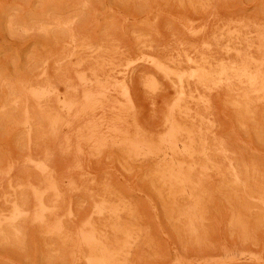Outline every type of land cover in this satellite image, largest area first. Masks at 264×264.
Wrapping results in <instances>:
<instances>
[{"label":"rangeland","instance_id":"obj_1","mask_svg":"<svg viewBox=\"0 0 264 264\" xmlns=\"http://www.w3.org/2000/svg\"><path fill=\"white\" fill-rule=\"evenodd\" d=\"M119 262L264 264V0H0V264Z\"/></svg>","mask_w":264,"mask_h":264},{"label":"bare ground","instance_id":"obj_2","mask_svg":"<svg viewBox=\"0 0 264 264\" xmlns=\"http://www.w3.org/2000/svg\"><path fill=\"white\" fill-rule=\"evenodd\" d=\"M202 28H203V27H202ZM101 48H102V47H101ZM99 53H100V52H99ZM71 54H72V53H71ZM98 55H99V54H98ZM148 57H149V56H148ZM187 60H188V59H187ZM119 62H120V61H119ZM153 62H154V61H153ZM189 63H190V62H189ZM76 64H77V63H76ZM152 64H153V63H152ZM154 65H155L158 69H161V70H159V72H160V71H162V72L167 71V70H165V69H167L166 66H165V67H166V68H165L163 65H161L160 63H157L156 61L154 62ZM102 66H103V65H102ZM193 66H194V65H193ZM157 68H156V69H157ZM164 68H165V69H164ZM203 69H204V68H203ZM164 70H165V71H164ZM168 72H169V71H168ZM168 72H167L165 75L169 74ZM171 72H172V71H171ZM75 73H76V72H75ZM97 73H98V71H96V75H97ZM160 73H161V72H160ZM175 73H176V72H175ZM175 73L173 72V74H175ZM170 74H171V73H170ZM197 74H198V73H197ZM131 75H132V74H131ZM175 75H177L178 77L181 76V75H178V74H175ZM175 75H174V76H175ZM192 75H193V74H192ZM192 75H191V77H192ZM198 75H199V74H198ZM121 76H122V75H121ZM167 76H169V75H167ZM170 76H171V75H170ZM170 76H169V77H170ZM174 76H173V77H174ZM193 76H194V75H193ZM94 77H95V76H94ZM99 77H100V76H99ZM165 77H166V76H165ZM169 77H168V80H170V78H171V77H170V78H169ZM181 77H182V76H181ZM191 77H190V78H191ZM195 77H197V76L195 75ZM176 78H177V77H176ZM179 78H180V77H179ZM204 78H205V77H204ZM251 78H252V76H251ZM254 78H255V77H254ZM254 78L252 79L253 81H254ZM74 79H75V78H74ZM180 79H181V78H180ZM197 79H198V77H197ZM199 79H200V78H199ZM255 79H256V78H255ZM257 79H258V78H257ZM183 80H184V79H183ZM183 80H182V81H183ZM194 80H195V78H194ZM205 80H206V79H205ZM205 80H204V81H205ZM252 80H251V81H252ZM182 81H179V82H181V84H182V83H183ZM192 81H193V80H192ZM201 81L203 82V80H201ZM222 81H223V80H222ZM90 82H91V80H90ZM187 82H188V81H187ZM196 82H197V81H196ZM202 82H201V83H202ZM255 82H256V81H255ZM60 83H61V82H60ZM99 83H100V82H99ZM132 83H133V82H132ZM198 83H200V81H198ZM201 83H200V84H201ZM251 83H252V82H251ZM253 83H254V82H253ZM92 84H95V83H92ZM92 84H91V85H92ZM96 84H97V83H96ZM181 84H180V86L182 87L183 85H181ZM98 85L101 86V84H97V86H98ZM113 85H115V84H113ZM113 85H112V86H113ZM50 86H51V85H50ZM92 86H93V85H92ZM92 86H91V87H92ZM99 86H98L97 88H99ZM108 86H110V85L108 84ZM115 86H118V85H115ZM184 86H185V85H184ZM77 87H78V86H77ZM79 87H80V86H79ZM87 87H88V86H87ZM101 87H103V85H102ZM101 87H100V88H101ZM93 88H96V87H93ZM93 88H92V91H91L92 93H93V91H94ZM104 88H106V87L104 86ZM108 88H109V87H108ZM110 88H111V87H110ZM122 88H123V87H122ZM53 89H54V88H53ZM56 89H57V88H56ZM77 89H78V88H77ZM81 89H82V88H81ZM102 89H103V88H102ZM102 89H101V91H103ZM111 89L113 90V89H115V87H114V88L112 87ZM182 89H184V88L182 87ZM66 90H67V89H66ZM75 90H76V89H74V92H73L74 94H76V91H75ZM84 90H85V89H84ZM90 90H91V89H89V91H90ZM119 90H120V89H119ZM184 90H185V89H184ZM57 91H58V90H57ZM57 91H56V92H57ZM99 91H100V90H99ZM101 91H100V94H101ZM110 91H111V90H109V92H110ZM177 91H178V90H177ZM54 92H55V91H54ZM70 92H71V91H70ZM106 92H107V90H106ZM106 92H105V93H106ZM111 92H112V91H111ZM181 92H182V90H181ZM184 92H185V91H184ZM184 92H183V93H184ZM57 93L61 94L60 92H57ZM67 93H68V92H67ZM87 93H88V92H87ZM87 93H86V94H87ZM89 93H90V92H89ZM96 93H97V92H95L94 94H96ZM98 93H99V92H98ZM105 93L102 92V94H104V95H105ZM107 93H108V92H107ZM121 93H122V92H121ZM48 94H49V93H48ZM53 94H54V93H53ZM74 94H73V95H74ZM111 94H112V93H111ZM191 94H192V93H191ZM76 95H78V93H77ZM76 95H75V96H76ZM89 95H91V94H89ZM119 95L122 97V98H121L122 102H120V101L117 100L118 97H119ZM66 96L68 97V95H66ZM69 96H71V95H69ZM75 96H74V97H75ZM78 96H79V95H78ZM87 96H88V95H87ZM100 96H101V95H100ZM108 96H109V98H110L111 95H108ZM181 96L183 97V94H182ZM190 96H191V95H190ZM98 97H99V96H98ZM118 97H117V99H116L117 102H115V103H113V102H114L113 100H112V101H113L112 103H109V102H110V99L108 98V99H109V102H107V103H108L109 105L106 103V104L108 105V106H107V111H108V112H111V113H112V110H114V111H120V110H121L120 113H122L123 111L125 112V110H123V109H126V107H128V108H132V109H133V106H134V105H133V101H132V97H131V93H130V91L128 92V90L124 89L122 95L118 93ZM182 97H181V98H182ZM193 97H194V96H193ZM52 98H53V97H51V99H52ZM55 98H56V97H55ZM57 98H58V97H57ZM179 98H180V96H179ZM179 98H177V99H179ZM183 98H184V97H183ZM187 98H188V96H187ZM189 98H191V97H189ZM74 99L76 100V98H74ZM84 99H85V98H84ZM111 99H112V98H111ZM184 99H186V98H184ZM192 99H193V98H192ZM49 100H50V99H49ZM58 100H59V98L57 99V101H58ZM71 100H72V98L69 100V102H70ZM89 100H92V99H89ZM98 100H100V99H98ZM198 100H201V98L198 99ZM50 101H51V100H50ZM66 101H68V99H67ZM72 101H73V100H72ZM78 101H79V100H78ZM78 101H77V102H78ZM101 101H102V100H100V102H101ZM176 101H177V100H176ZM190 101H193V100H190ZM60 102H61V101H60ZM80 102H81V101H80ZM89 102H90V101H89ZM98 102H99V101H98ZM100 102H99V103H100ZM177 102H179V101H177ZM177 102H175V103L177 104ZM182 102H183V101H181V104H182ZM194 102H195V101H194ZM198 102H199V101H198ZM198 102H197V103H198ZM200 102H201V101H200ZM202 102L204 103V101H202ZM46 103H47V102H46ZM58 103H59V102H58ZM66 103H67V102H66ZM82 103L84 104V101H83ZM82 103H81V104H82ZM87 103H88V102H87ZM40 104H41V103H40ZM48 104H50V102H49ZM61 104H62V103H61ZM61 104H60V105H61ZM76 104L79 105V104L76 103V102H75V104L73 103L72 105H76ZM85 104H86V102H85ZM89 104H90V103H89ZM100 104H101V103H100ZM176 104H175V105H176ZM179 104H180V102H179ZM184 104H185V103H184ZM44 105H46V104H44ZM44 105H43V106H44ZM68 105H69V104H68ZM103 105H104V103H103ZM43 106H42V107H43ZM49 106H50V105H49ZM49 106H48V107H49ZM39 107H40V106H39ZM70 107H71V106H70ZM73 107H74V106H73ZM76 107H77V106H76ZM76 107H75V109H76ZM80 107H82V105H80V106L78 107L79 110H80ZM85 107L87 108V106H85ZM89 107H91V106L89 105ZM105 107H106V106H104V108H105ZM173 107H176V106H174V104H173ZM187 107H188V106H187ZM43 108H46V107H43ZM50 108H51V107H50ZM82 108H83V107H82ZM86 108H85V109H86ZM94 108H96V107H94ZM94 108H93V105H92V109H93V111H95ZM102 108H103V106H102ZM102 108H101V109H102ZM178 108L180 109V107H178ZM184 108H186V106L183 107L182 109H184ZM40 109H41V108H40ZM40 109H39V110H40ZM47 109H48V108H47ZM47 109H46V110H47ZM105 109H106V108H105ZM173 109H174V108H172V110H173ZM182 109H180V110H182ZM187 109H188V108H187ZM43 110H45V109H43ZM46 110H45V111H46ZM68 110H69V107H68ZM77 110H78V109H77ZM81 110H82V109H81ZM88 110H90V109H87V113L90 112V111L88 112ZM102 110H103V112H104V109H102ZM122 110H123V111H122ZM175 110H176V109H175ZM190 110H191V109H190ZM72 111H73V113H74V110H72ZM72 111H71V113H72ZM176 111H178V110H176ZM176 111H175V114H176ZM187 111H188L189 114H191L189 110H187ZM75 112H76V111H75ZM80 112H81V111H80ZM82 112L85 113V110L82 111ZM98 112H99V111H98ZM133 112H134V111H133ZM191 112H193V110H192ZM42 113H43L44 116L46 115V114L44 113V111H43ZM46 113L49 114V113H52V112H49V113L46 112ZM71 113H70V114H71ZM73 113H72V114H73ZM78 113H79V111H78ZM90 113H92V111H91ZM101 113H102V111H101ZM111 113H110V114H111ZM173 113H174V112H173ZM185 113H186V111H185ZM185 113H184V114H185ZM188 113H186V114H188ZM70 114H69V115H70ZM79 114H80V113H79ZM79 114L77 115V113H76V114H75V117H76V115H77L78 117H80ZM81 114H82V113H81ZM81 114H80V115H81ZM95 114L98 115V114H100V112H99V113L96 112ZM103 114H105V113H103ZM115 114H117V113L115 112ZM118 114H119V113H118ZM118 114H117V115H118ZM123 114H124V113H123ZM130 114H132V113H130ZM179 114H181L180 111H179L178 115H179ZM26 115H27V114H26ZM43 115H42V116H43ZM58 115H59V114L57 113V116H58ZM97 115H96V116H97ZM108 115H109V114H108ZM111 115H112V114H111ZM113 115H114V114H113ZM181 115H183V113H182ZM191 115H192V114H191ZM28 116H29V114L27 115V118H26V119H28ZM44 116H43V118H44ZM49 116H50V115H49ZM49 116H48V117L46 116V117L49 118ZM51 116H52V115H51ZM54 116H55V115H53V117H54ZM104 116H105V115H104ZM118 116H119V115H118ZM136 116H137V115H136ZM185 116H186V115H185ZM38 117H39V116H38ZM58 117H59V116H58ZM61 117H62V116H61ZM61 117H60V118H61ZM68 117H69V116H68ZM73 117H74V116H72L71 119H72ZM78 117H77V118H78ZM81 117H82V116H81ZM83 117H84V115H83ZM88 117L90 118L91 116L88 115ZM92 117H93V115H92ZM99 117H100V116H99ZM106 117H107V116H106ZM108 117H109V116H108ZM112 117L115 118V115L112 116ZM112 117H111V118H112ZM116 117H117V116H116ZM172 117H173V116H171V118H172ZM180 117H181V116H180ZM195 117H196V116H195ZM47 118H45V120H46ZM51 118H52V117H51ZM54 118H55V117H54ZM56 118H57V117H56ZM103 118H104V117H103ZM103 118H102V119H103ZM176 118H177V117H176ZM182 118H183V117H182ZM188 118H189V117H188ZM188 118H185V119H188ZM190 118H191V117H190ZM193 118H194V117H193ZM197 118H199V116H198ZM197 118H196V119H197ZM29 119H30V118H29ZM57 119H59V118H57ZM78 119H79V118H78ZM78 119H77V120H78ZM81 119H82V118H81ZM85 119L87 120L86 117H85ZM85 119H83V122H85ZM134 119H136V118H134ZM169 119H170V118H169ZM177 119H178V118H177ZM191 119H192V118H191ZM53 120H54V119H53ZM74 120H75V119H74ZM74 120L72 119V121H74ZM88 120H89V119H88ZM109 120H110V119H109ZM111 120H112V119H111ZM130 120H131V119H129V114H126V112H125V115H121V116L117 119V121H116L115 124H116L117 128L120 129V130L122 131V130L128 128V124H129L128 122H129ZM170 120H171V119H170ZM170 120H169V121H170ZM48 121H49V120H47V122H48ZM55 121H56V119H55ZM63 121H64V120H63ZM78 121H79L80 123L82 122L81 120H78ZM92 121H93V120H92ZM92 121H89V122H92ZM136 121H137V120H136ZM136 121H134V122H136ZM167 121H168V120H167ZM174 121H175V119H174ZM180 121H181V120H180ZM182 121H183V120H182ZM184 121H186V120H184ZM184 121H183V122H184ZM195 121H197V120H195ZM27 122H28V121H27ZM29 122H30V121H29ZM50 122H51V121H49V123H50ZM59 122H60V121H59ZM59 122H58V123H59ZM68 122H70V121H68ZM87 122H88V121H87ZM89 122H88V123H89ZM101 122H102V121H101ZM105 122H106V121H105ZM111 122H112V121H111ZM114 122H115V121H114ZM172 122H173V121H172ZM183 122H182V123H183ZM53 123H54V122H53ZM53 123L51 122L50 124L53 125ZM62 123H63V122H62ZM62 123H61V124H62ZM64 123H65V122H64ZM64 123H63V124H64ZM71 123H72V122H71ZM76 123H77V122H76ZM76 123H75V124H76ZM132 123H133V122H132ZM132 123H131V124H132ZM167 123H168V122H167ZM178 123H179V122H178ZM182 123H181V124H182ZM55 124H57V123H55ZM63 124H62V125H63ZM72 124L75 125L74 123H72ZM72 124H71L70 126H73ZM77 124H78V123H77ZM84 124H85V123H84ZM107 124H108V123H107ZM111 124H112V123H111ZM179 124H180V123H179ZM181 124H180V125H181ZM189 124H190V123H189ZM87 125H88V124H87ZM134 125H135V123H134ZM136 125H137V123H136ZM53 126H54V125H53ZM59 126H61V125H59ZM79 126H80V125H79ZM81 126H82V125H81ZM107 126H108V125H107ZM112 126H113V124H112ZM174 126H175V123H174ZM174 126H173V127H174ZM185 126H186V125H185ZM185 126H184V127H185ZM192 126H193V125H192ZM195 126H196V124H195ZM195 126H193V127L195 128ZM198 126H199V125H198ZM198 126H197V127H198ZM57 127H58V124H57ZM84 127H88V126L85 125ZM114 127H115V125H114ZM129 127H130V126H129ZM134 127H135V126H134ZM171 127H172V126H171ZM177 127H178V126H177ZM179 127H182V126H179ZM179 127H178V128H179ZM109 128H110V127H109ZM81 129H83V128H81ZM81 129H80V130H81ZM89 129H90V128H89ZM132 129H134V128H131V130H132ZM135 129H136V128H135ZM137 129H138V128H137ZM179 129H180V128H179ZM184 129H185V128H184ZM189 129H190V128H189ZM86 130H87V129H86ZM114 130H115V129H114ZM120 130H119V131H120ZM128 130L130 131V129H128ZM173 130L175 131L174 128H172V132H173ZM185 130H186V129H185ZM187 130H188V129H187ZM110 131H111V130H110ZM191 131H192V130H191ZM193 131H194V130H193ZM81 132H82V130H81ZM89 132H91V130H88V133H89ZM123 132H124V131H123ZM123 132H121V133H123ZM175 132L178 133L177 130H176ZM179 132H182V130L180 129ZM184 132H185V131H184ZM188 132H190V131H188ZM88 133H87V134H88ZM112 133H114V132H112ZM125 133H126V132H125ZM130 133L132 134V131H131ZM134 133H136V131H135V132L133 131V134H134ZM190 133H191V132H190ZM193 133H194V132H193ZM200 133H201V132H200ZM83 134L85 135V131L83 132ZM83 134H82V135H83ZM90 134L93 135L92 132H91ZM110 134H111V133H110ZM180 134H182V133H180ZM30 135H31V134H30ZM111 135H113V134H111ZM120 135H122V134H120ZM123 135H124V134H123ZM134 135H135V134H134ZM134 135H133V136H134ZM176 135H177V134H176ZM186 135H187V134H186ZM188 135H190V134H188ZM200 135H201V134H200ZM86 136H87V135H86ZM125 136H126V135H125ZM138 136H139V135H138ZM167 136H168V133H167ZM167 136H166V137H167ZM170 136H171V134L169 135V137H170ZM172 136H173V135H172ZM172 136H171V138H172ZM178 136H179V135H178ZM178 136H176V137L178 138ZM191 136H192V135H191ZM195 136H196V134H195ZM30 137H31V136H30ZM34 137H35V136H34ZM117 137H118V136H117ZM85 138H86V137H85ZM111 138H113V137L111 136ZM135 138H136V137H135ZM173 138H175V137L173 136ZM180 138H181V137H180ZM182 138H184V136H182ZM190 138H191V137H190ZM132 139H133V138H132ZM145 139H146V138H145ZM199 139H200V137H199ZM128 140H129V138H128ZM134 140H136V139H134ZM134 140H133V141H134ZM140 140H142V139H140ZM172 140H173V139H172ZM178 140H179V139H178ZM181 140H182V139H181ZM194 140H195V139H193V143H194ZM203 140H204V139H203ZM112 141H114V140H112ZM144 141H145V140H144ZM149 141H150V140H149ZM118 142H119V141H118ZM127 142H128V141H127ZM141 142H142V141H141ZM141 142H140V143H141ZM166 142H167V140H166ZM170 142H171V141H170ZM176 142H177V141H176ZM179 142H180V141H179ZM179 142H178V143H179ZM181 142H182V141H181ZM200 142H201V141H200ZM122 143H123V142H122ZM151 143H152V142H151ZM164 143H165V142H164ZM172 143H173V142H172ZM186 143L189 144V140H188V142L186 141ZM193 143H192V144H193ZM197 143H198V142H197ZM203 143H204V142H203ZM114 144H116V143H114ZM132 144H133V142H132ZM145 144H146V142H145ZM145 144H144V142H143V145H145ZM157 144H158V143H157ZM190 144H191V143H190ZM198 144H199V143H198ZM201 144H202V143H201ZM201 144H200V145H201ZM136 145H138V144H135V146H136ZM149 145H151V144H149ZM169 145H170V144H169ZM176 145H177V144H176ZM181 145H182V144H181ZM185 145H186V144H185ZM195 145H196V144H195ZM132 146H133V145H132ZM147 146H148V145H147ZM192 146H194V145H192ZM196 146H197V145H196ZM203 146H204V145H203ZM205 146H206V145H205ZM205 146H204V147H205ZM149 147H152V146H149ZM149 147H148V149H150ZM154 147H155V146H154ZM172 147H174V145H172ZM199 147H200V146H199ZM204 147H203V148H204ZM155 148H156V147H155ZM155 148H154V149H155ZM157 148H158V147H157ZM126 149H128V148L126 147ZM129 149H130V148H129ZM133 149H136V148H131V150H133ZM158 149H159V148H158ZM204 149H205V148H204ZM206 149H207V148H206ZM206 149H205V150H206ZM124 150H125V149H124ZM124 150H123V152H124ZM218 150H219V149H218ZM125 151H126L125 154H127V153L129 152V151L127 152V150H125ZM135 151H136V150H135ZM142 151H143V149H142ZM173 151H174V150H173ZM183 151H184V150H183ZM132 152H134V151H132ZM170 152H172L171 149H170ZM204 152H205V151H204ZM207 152H208V151H207ZM221 152H222V151H221ZM142 153H143V152H142ZM148 153H149V152H148ZM164 153H165V152H164ZM177 153H178V152H177ZM197 153H198V152H197ZM133 154H134V153H133ZM133 154H132L131 156H133ZM151 154H152V152H151ZM171 154H172V153H171ZM179 154H180V153H179ZM179 154H178V155H179ZM186 154H187V153H186ZM189 155H190V154H189ZM128 156H129V158H130V155H128ZM147 156H148V155H147ZM171 156H172V155H171ZM175 156H176V155H175ZM185 156H186V155H185ZM187 156H188V155H187ZM200 156L202 157V156H204V154H203V155H200ZM200 156H198V157H200ZM205 156H206V155H205ZM207 156H208V155H207ZM149 157H150V155H149ZM164 157H165V156H164ZM131 158H132V157H131ZM165 158H166V157H165ZM165 158H164V159H165ZM172 158H173V157H172ZM178 158H179V157H178ZM183 158H184V156H183ZM183 158H182V159H183ZM186 158H187V157H186ZM186 158H185V159H186ZM189 158H190V156H189ZM169 159H170V158H169ZM173 159H174V158H173ZM192 160H193V159H192ZM185 161H186V160H185ZM182 162H183V161H182ZM186 162H187V161H186ZM195 162H196V161H195ZM186 164H187V163H186ZM10 165H11V164H10ZM29 165H30V164H29ZM27 167H28V166H27ZM176 167H177V166H176ZM184 167H185V166H184ZM179 168H180V166H179ZM172 169H173V168H172ZM182 169H184V168H183V165H182ZM169 170H170V169H169ZM170 171H171V170H170ZM178 171H180V170H178ZM183 171H184V170H183ZM173 172H174V171H173ZM174 173H175V172H174ZM179 174H180V172H179ZM187 174H188V173H187ZM176 175H177V174H176ZM181 175H182V173H181L179 176H181ZM189 175H190V174H189ZM8 176H9V175H8ZM182 177H183V175H182ZM190 177H191V176H190ZM167 179H168V178H167ZM184 179H185V178H184ZM189 179H190V178H189ZM16 180H17V179H16ZM163 180H164V178H163ZM165 180H166V179H165ZM165 180H164V181H165ZM182 180H183V179H182ZM164 181H163V182H164ZM171 181H172V180H171ZM173 181H174V180H173ZM184 181H186V179L183 180V183H185ZM178 182H179V181H178ZM171 183H172V182H170V184H171ZM173 183H174V182H173ZM173 183H172V184H173ZM183 183H182V184H183ZM188 183H189V181H188ZM170 184H169V185H170ZM177 184H178V183L176 182L175 185H177ZM179 184H180V183H179ZM167 185H168V184H167ZM183 185H185V184H183ZM183 185H182V186H183ZM58 187H59V186H58ZM37 196H39V195H37ZM39 197H40V196H39ZM23 202H24V201H23ZM24 204H25V203H24ZM42 205H43V204H42ZM44 206H45V205H44ZM46 211H47V209H46ZM19 212H21V211H19ZM111 213H112V212H111ZM5 214H6V213H5ZM22 214H25V212L22 213ZM22 214H21V213H20V214L18 213V215H22ZM41 214H42V213H41ZM45 214H46V213H44V216H45ZM25 215H26V214H25ZM39 215H40V214H39ZM112 215H113V214H111V216H112ZM9 216H10V215H9ZM15 216H16V215H15ZM22 216H24V215H22ZM38 217H40V216H38ZM41 222H42V221H41ZM45 222H46V221H45ZM43 223H44V222H43ZM93 225H94V224H93ZM96 226H97V225H96ZM93 227H94V226H93ZM119 227H120V226H119ZM115 228H116V226H115ZM119 231H120V230H119ZM84 232H87V231H84ZM93 232H94V231H93ZM93 232H92V233H93ZM113 232H115V231H113ZM88 233H89V232H88ZM116 233H117V232H116ZM93 234H94V233H93ZM96 234H97V233H96ZM96 234H95V235H96ZM83 235H84V233H83ZM95 235H92V236H95ZM99 235H100V234H99ZM86 236H87V235H86ZM92 236H91V237H92ZM96 236H97V235H96ZM100 236H101V235H100ZM88 237H89V236H88ZM117 237H118V236H117ZM95 238H97V237H95ZM95 238L93 239V237H92V240H90L89 242H90V243H93V242H91V241H94ZM86 239H87V241H88V238H86ZM99 239H100V238H99ZM97 240H98V239H97ZM97 240L94 241V242H97ZM103 241H104V240H103ZM89 242H88V243H89ZM105 242L108 243V241H105ZM105 242H103V243H105ZM98 243H99V242H98ZM109 243H110V242H109ZM117 243H118V242H117ZM95 244H96V243H95ZM105 244H106V243H105ZM105 244H104V246H105V249H106V248H107V244H106V245H105ZM112 244H113V248H114V244H115V243H112ZM92 245H93V244H92ZM96 245H97V244H96ZM96 245H95V246H96ZM98 245H99V244H98ZM117 245H118V244H117ZM101 246H102V245H101ZM90 247H91V246H90ZM93 247H94V246H93ZM93 247H92V248H93ZM97 248H100V247L98 246ZM113 248L111 247V249H113ZM116 248H117V247H115V249H116ZM88 249H89V248H88ZM100 249H101V248H100ZM105 249H104V250H105ZM107 249H108V248H107ZM109 249H110V248H109ZM115 249H114V250H115ZM92 250H93V249H92ZM94 250H98V249H94ZM94 250H93V251H94ZM101 250H103V249H101ZM122 250H123V249L118 250V252H119V251H122ZM93 251H92V253H93ZM107 251H108V250H107ZM115 251H116V250H115ZM115 251H114V252H115ZM98 252H100V250H99ZM101 252H103V251H101ZM94 253H97V252H94ZM103 253H104V252H103ZM123 253H124V252H123ZM97 254H98V253H97ZM106 254H107V253H106ZM116 254H118L117 251H116ZM120 254H121V252H120ZM90 255H91V254H90ZM90 255H89V256H90ZM92 255H93V254H92ZM98 255H99V254H98ZM98 255L95 256V257H99ZM104 255H105V253H104ZM104 255H103V256H104ZM115 256H116V255H115ZM93 257H94V256H93ZM100 257H102V256H100ZM109 257H110V256H109ZM116 257H118V256H116ZM121 257H123V256H121ZM102 258H103V257H102ZM106 258L108 259L107 255H106ZM110 258H111V257H110ZM107 259H104V260H107ZM111 259H112V258H111ZM111 259H110V260H111ZM113 259H114V261L117 260V258H116V259L113 258ZM119 259H120V257H119ZM124 259H125V258H124ZM92 260H94V258H93ZM96 260H98V259L96 258ZM96 260H94V261H96ZM100 260H101V259H100ZM104 260H103V261H104ZM126 260H127V259H126ZM94 261H93V262H94ZM120 261H121V260H120ZM124 261H125V260H124ZM89 262H91V261H89ZM105 262H106V261H105ZM125 262H126V261H125ZM125 262H124V263L122 262V263L125 264ZM87 263H88V262H87ZM91 263H92V262H91ZM91 263H90V264H91ZM114 263H115V262H114ZM116 263H117V262H116ZM119 263L121 264V262H119ZM110 264H111V263H110ZM126 264H128V263H126Z\"/></svg>","mask_w":264,"mask_h":264}]
</instances>
